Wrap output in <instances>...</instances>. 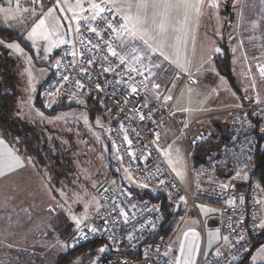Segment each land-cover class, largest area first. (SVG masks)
<instances>
[{"label":"built area","instance_id":"obj_1","mask_svg":"<svg viewBox=\"0 0 264 264\" xmlns=\"http://www.w3.org/2000/svg\"><path fill=\"white\" fill-rule=\"evenodd\" d=\"M0 2L10 5L8 0H0ZM96 2L101 3V6L107 9L106 1L97 0ZM29 4L31 3L27 0H19V5ZM11 5H16V0H12ZM88 7L89 5L85 4V8ZM106 15L114 17L115 26H119V14L111 11L106 12ZM81 17H87V19H80V32L76 31L77 24L74 25L70 42L59 47L57 56L60 65L43 83L40 95L50 98L56 105H78L80 103L77 101L86 98L97 102L100 108L104 105L105 132L110 137L111 145L116 152L117 148L119 149L117 156L123 157L119 160L124 169H127V173H131L139 183H147L148 190L152 194L162 192L174 200L184 196L186 204L183 220L187 217L189 210L196 207V203H206L221 209L224 215L223 228L229 242L228 248L218 251L219 255L216 253L208 260L201 255L197 264L243 263L255 248L256 240L261 232L259 228L254 230V221L258 222L264 215L260 210L262 204L256 203L257 200L264 199V192L256 188V183L242 186V182L237 180V172L241 174L246 171L254 174L258 169L259 159L264 157V131H261L264 129V111H262L264 100L252 97L249 104H241L226 113L223 123L229 125V137L224 139L218 147H208L209 152L205 162L195 163L192 166L195 182L192 188L188 189L167 163L159 143L161 132L157 126L162 122L164 127H168V120L174 117L173 104L154 98L152 105L145 106L148 91L152 90L154 93L156 91L152 88L151 80H144V77L126 72L125 68L129 66L128 63L117 67V59L111 56L104 44V40L112 39L114 36L107 24L103 23L100 18L92 21L90 11H85ZM90 23L91 26L97 27L103 40L88 30L86 25ZM81 39L85 42L91 40L99 47L88 51L81 44ZM112 46L117 49L118 41L113 40ZM73 50L77 53L75 57L71 55ZM81 52L84 53L83 57L80 56ZM105 57H107L106 60ZM89 58L92 60L91 64L87 62ZM259 65L264 66L261 62ZM109 67L116 70L105 72L104 68ZM82 68L86 69V72H81ZM164 74L167 73H160L159 79L153 80L159 83ZM170 74H167V84L162 86V81L160 82L162 88L159 91L164 96L166 89L174 80L175 75L171 77ZM64 75L69 76L67 83L61 79ZM121 78L129 83H135L139 90L138 94H132L127 89V84L117 83ZM77 80L84 84L82 93L76 88ZM141 80L148 85L147 90L137 83ZM186 82H197V79L193 73L192 79H189L186 74L184 83ZM96 84L100 85L102 91L96 89ZM60 85L63 87L60 88L59 93L55 96L48 95ZM73 92L77 95H73ZM138 109L144 112V120L139 119ZM149 109H151L150 115ZM157 112L161 114L160 117ZM177 120L184 121L182 117H178ZM156 132L159 133V141L154 142ZM125 134L132 141L131 147L123 139ZM201 136L205 137L203 131L198 137ZM202 141L197 142L201 144ZM129 152L135 154V160L130 159ZM249 156L252 157L251 160L248 159ZM144 157L147 159L145 160ZM221 169H224L223 172L220 171ZM229 171L231 175L227 177L226 173ZM158 180H164L165 183L159 184ZM224 185L228 187H223ZM121 190L126 193L130 192L131 198L122 195ZM101 196L102 205L96 212L95 219L87 223L89 228L96 227L100 231L95 234L89 232L87 240L78 242L72 237L69 246L75 243V247L70 246L74 249L98 241L102 246H107L109 251L103 255L102 259L94 261L91 259L94 253L90 254L81 264H172L179 259L180 253L176 249L175 242L182 223L168 238L162 235L153 236L154 229L162 225L165 219L155 203L141 198L129 185L113 188L106 184L101 191ZM233 198L236 203L230 205L228 201ZM241 198H243V203L240 202ZM113 201H115V207H113ZM132 205L136 207L133 208ZM121 207L129 213L127 222L122 216H118ZM149 221H152L154 226L149 224ZM141 225L144 227L142 228ZM239 233L243 234V240H238ZM129 234L134 237L132 240L127 238ZM165 253L168 254L165 255Z\"/></svg>","mask_w":264,"mask_h":264},{"label":"rangeland","instance_id":"obj_2","mask_svg":"<svg viewBox=\"0 0 264 264\" xmlns=\"http://www.w3.org/2000/svg\"><path fill=\"white\" fill-rule=\"evenodd\" d=\"M87 1L90 0H79L83 5L88 3ZM42 3L44 5L43 10L46 12L49 7L54 5L55 0H42ZM219 3V9H214L211 24L200 27L195 46L201 55L196 60V69L200 66L202 59L207 58L212 46L221 49L220 53L213 55L211 61V68L215 71L210 70L208 65H205L199 73L196 71L193 74L197 82H186L178 89L177 87L174 89L173 99L168 104H173L174 114L179 112L185 122H176V119L168 120V127L165 128L166 134L159 141L162 150L169 152L168 155L164 154L167 163L172 170L175 169V171L173 170L175 174L177 171L181 173L180 176L176 175L183 184L188 182L191 176L194 177L192 166L196 163L195 150L200 143L193 144V140H196L202 131L205 135V139L201 142L203 144L218 136L217 123L226 119V114H221L231 110L235 103L242 101L238 88L252 95L254 99L264 100V77L260 75L258 70L260 62L264 65V20L262 21L264 12L258 9L254 21H251L249 20L251 10L248 7V0H240L239 11L236 8L239 0H234L231 13L228 11V0H219ZM69 4L72 5L73 11L78 16H82L85 11H81L76 6L77 0H67V3L65 0H60V7L64 9V12L61 13L57 9L55 15L61 17L62 27L60 31L62 34L66 33L65 38L70 41L73 26L77 24V21L73 18V11H69ZM33 7L36 8L35 14L31 12ZM0 8L12 9L7 20L5 13L0 12V28H11L17 34L16 38L7 34L0 35V40H4L6 43L18 42L24 50L23 53H17L15 50L0 46V56L5 53L13 62L12 65L9 64L14 75L13 96L11 94L10 105L12 118L23 127L24 131L42 134L40 136L47 139L50 151L58 156L57 159L48 157V162L41 171V176H39L38 182L42 184L44 197L38 199L39 204L41 201L43 203L41 207H37L38 212L44 211L45 216L53 212L49 209H55L58 214L67 218L72 215L77 217L87 215V224L95 219L96 212L102 205L100 189L104 185L108 184L113 188L129 185L135 191L138 189L149 191L138 187L139 182L134 176L132 177L136 183L128 180V173L121 164L116 150L112 147L110 137L105 132L106 112L104 105L101 106L102 110L97 102L88 98L83 100L85 101L83 104L56 105L50 98L40 95L41 86L53 75L56 69L59 47L53 49L51 53H47L43 50L46 42L37 40L33 44L32 41L27 40V33L40 18L39 6L33 4L19 5V9H17V5L0 3ZM24 8H28L30 11L24 13L22 12ZM217 11L219 19L216 15ZM63 16H67L68 19L64 20ZM69 22L71 29H69ZM247 25H252L251 34L248 33ZM244 32L247 33L244 34ZM55 38L54 36L53 39ZM226 46L232 54L233 75L238 88L225 75H221L215 65L217 56L224 52ZM132 56L134 54L128 57V63L139 68L140 64L133 61ZM6 61L9 63L8 60L3 59L1 64L3 65ZM147 62V60L143 61V63ZM167 68L164 65L161 73L170 74L171 71L167 72ZM29 72L32 73V82L35 84L36 90L34 92L30 91ZM155 78L159 79L158 77ZM153 79L150 78L151 81ZM161 81L163 85L166 84L165 79L161 78L159 83ZM148 94L149 92L147 96ZM29 97H31V110L28 107ZM89 108L95 111L94 115H91ZM184 109H188V111H184ZM37 112H42L44 117L37 115ZM57 116H64L65 119L57 120ZM85 118H87V124ZM97 120H99V124H97ZM173 123L175 124L171 127ZM193 127L196 128L192 130ZM169 146H171L170 149ZM169 160L172 161L171 164ZM245 173L248 177L247 180L243 179ZM237 180L242 182V186L248 185L251 181L259 184L254 175L246 171L241 173ZM37 189L39 192V187ZM60 192L65 194L64 197L60 195ZM77 194L79 199H77ZM152 195L170 198V202H172V198L165 193L159 192ZM93 197L98 202L99 208L97 203L92 202ZM162 202L163 199L156 200L155 205L165 214L166 210L161 208ZM85 204L89 205L87 209H85ZM196 204L202 213L205 209H208L207 212L211 215L219 212V208L216 206L205 203ZM34 210L35 207L28 209V211ZM260 210L264 213V204ZM44 227L46 230H52L53 224L45 222ZM68 232L69 229L60 231V238L56 239V241L59 240V246L55 247L57 251H69L70 246H63L69 245L68 238L70 235ZM202 246L204 248V243ZM261 246H264V235L258 240L245 264H264V251L261 250ZM253 257H256L255 261ZM55 260V256L48 259L50 262Z\"/></svg>","mask_w":264,"mask_h":264},{"label":"snow or ice","instance_id":"obj_3","mask_svg":"<svg viewBox=\"0 0 264 264\" xmlns=\"http://www.w3.org/2000/svg\"><path fill=\"white\" fill-rule=\"evenodd\" d=\"M28 3H31L33 5H37L40 8V18L38 21L34 24V26L31 28V30L27 33V40L32 41L33 44L37 40H42L46 42V46L44 47V52L51 53L53 49L60 47L63 44L69 43L70 41L65 38L66 33H61L60 29L62 27L61 25V17L56 16L55 12L57 9L61 13L64 12V9L60 7V0H55V3L53 6L49 7L46 12H44V5L42 3V0H27ZM67 3V0H65ZM8 3L11 5L12 0H8ZM106 3L108 5L107 9L104 6H101V3L93 2L90 3L88 8H85L82 3L77 0V7L81 9V11H90L91 12V20L95 21L97 18H100L103 23L107 24L108 29L111 33L114 34L112 39L104 40V44L107 46V51L111 53V56L116 58L118 63L117 67L126 65L128 62V57L132 55V53H138V55L132 56V60L135 61L137 64H140V67H135L134 65H129L125 68V71L128 73H135L138 76L144 77V80L150 79V77H154L156 75V72L152 71L153 68L160 69L163 62H168L170 65H174L179 71L175 74L174 80L171 81L172 86L175 87V79H180L181 74H187L189 79H192V73L190 72V61L187 59V47L189 43V38L191 37L192 28L190 26V20L194 17L198 20V17L201 13V8L203 7L204 0H134V2H127L124 4H117L115 3V0H106ZM17 9H19V0H16ZM208 6L212 9L218 10L220 7L219 0H209ZM69 11H73L72 5H68ZM30 10L28 8H24L22 12L27 13ZM116 11L119 14V26L116 27L114 24V17H110L106 15V12ZM0 12L5 13V19L7 20L9 18V14L12 12L11 8H0ZM31 12L33 14L36 13V8L33 7L31 9ZM217 19H219L218 11L216 12ZM15 18V17H13ZM22 18V17H21ZM64 20H67V16L62 17ZM73 18L77 21L76 31L80 32V19H87V17H81L78 16L75 11H73ZM88 27V30L92 33H94L99 39L103 40V36L101 33L97 30V27L91 26V23L89 25H86ZM69 29H71V23L69 22ZM217 35H219V32H217ZM56 37L53 39V37ZM193 44L195 43V38L191 37ZM113 40L118 41L119 46L121 48H124V52H118L115 47L112 46ZM81 44L86 48V50L91 51L92 48L99 47L98 44H93L91 40L84 41L81 39ZM137 42L141 45V47L137 46ZM91 45V47H89ZM0 46L7 47L9 50H15L17 53H23V49L21 48L20 44L18 42H8L6 43L4 40H0ZM221 49L219 47L212 46L210 51L207 54L206 59H202V62L200 66L196 69V71L199 73L202 69H204L205 65H208V68L212 71H215L211 68V61L214 54L220 53ZM76 51L73 50L71 55L73 57L76 56ZM159 57H162L163 60L159 63H153L151 60V57L153 55H157ZM84 53L81 52L80 56L83 57ZM47 59V57H44ZM107 57H105V60ZM29 60L31 58L29 57ZM144 60H147V63H143ZM89 64L92 63L91 58L87 61ZM60 61L56 62V67H59ZM115 68H104L105 72H114ZM259 73L262 77H264V66L258 65ZM81 72H86V69H80ZM148 72L149 76H145L144 73ZM29 82H30V91L34 92L35 84L32 82V73L29 72ZM65 83L69 81V76L64 75L61 78ZM131 79H135V77H131ZM223 79V78H221ZM144 80L138 81L143 88L146 90L148 89V85L144 83ZM152 82V88L155 91L154 98L159 100L163 99L165 103L168 101H171L173 99L172 95H162V93L159 91L161 88V84L156 83L154 80ZM117 83H125L127 84V89L130 90L132 94H138V88L135 83H129L128 81L121 78L120 81H117ZM63 87V85H60V87H57L54 89V91L49 92V96H55L57 93L60 92V88ZM97 90H101V87L99 84L95 85ZM76 88L78 90L84 89V84L80 82V80L76 81ZM170 92V89H166ZM191 91V89H189ZM73 95H77L76 92H73ZM126 102V101H125ZM51 103V102H50ZM77 103L83 104L85 101L79 100ZM103 103V101H101ZM147 106V100L146 104ZM29 110L32 108L31 104V97H29L28 102ZM138 115L140 120L145 119V114L143 111H140L139 109ZM184 111H188V109H184ZM264 111V109H262ZM151 114V109H149V115ZM37 115L40 117H44V114L42 112H37ZM57 120L65 119L64 116H57ZM85 123L87 124V118H85ZM99 120H97V124H99ZM102 127V125H101ZM187 127V125H185ZM125 129V133H126ZM261 131H264V129H261ZM155 141H159V133H154ZM123 139L127 141V144L129 147H131L132 141L128 138V136L125 134ZM205 138L203 136L198 137L197 140H193V144H196L197 141H202ZM4 144V140L0 139V145ZM171 146H169L170 149ZM164 151L165 155H168V150H162ZM117 152H119V149L117 148ZM131 160H135V154L133 152L128 153ZM148 155L150 156L151 153L149 152ZM121 160L123 159L122 156L119 157ZM28 162L31 163V157H28ZM146 160L147 157H144ZM249 160L252 159L251 156L248 157ZM169 163L171 164L172 161L169 160ZM24 160L21 159L20 155H18L15 151L12 149H8L6 151H0V177L13 172L21 167H24ZM175 171V169H173ZM127 172V169H125ZM157 171H159V168H157ZM178 176L181 175L180 172H176ZM237 177H240V173L237 172ZM127 178L129 181L136 183V180L132 177L131 173H128ZM244 180H247V174L245 173L243 176ZM159 184H164V180H158ZM115 183V182H113ZM138 187L140 188H149V185L147 183H138ZM95 187V186H93ZM223 187H228L227 185H224ZM234 187V186H233ZM256 188L259 189L261 192H264V188H261L259 184L256 185ZM122 195H126L127 198H131L130 192H125L124 190H121ZM60 195L64 197V193L60 192ZM79 195L77 194V199H79ZM181 201L186 203V198L184 196H181L179 198ZM93 203H97V207L99 208V204L97 201H95V197L92 199ZM241 203H243V198H241ZM230 205H235L236 200L235 198L230 199L228 201ZM256 203L258 204H264V200H257ZM89 205L85 204V209H87ZM60 207H63V205H60ZM113 207H115V201H113ZM133 208H135V205H132ZM50 211H55V209H50ZM70 211V209H69ZM205 211H209L208 209H205ZM118 216H122L124 221H128L129 213L126 211L123 207H121L118 211ZM70 219L74 222V226L76 228V233L73 235L74 241H80V240H87L89 232L95 234L100 229H97L96 227H88L86 224V221L88 219L87 215H84L82 217H77L75 215H72ZM118 223V221H116ZM149 224H152L154 226V223L152 221H149ZM81 225H84V227H81ZM143 228L144 226L141 225ZM255 228H259L261 230H264V215L261 216L258 222L254 221V230ZM198 235V234H196ZM185 236H187V233H185ZM129 240H132L134 237L129 234L127 237ZM222 239L228 240V237H223ZM243 234H238V240H243ZM64 247H68L69 245H63ZM71 247H75V243L70 245ZM209 249H211V239L209 240ZM261 250L264 251V246H261ZM109 251L107 246H101L97 249L96 253H94L91 257V259L94 260H100L103 258V255ZM180 255L182 259H177L176 261L172 262V264H196V258L199 255V246L196 245L194 247L190 246L187 250V256H185V248L182 245L180 248ZM168 253H165L167 255ZM220 253L217 252V255ZM256 257H253V260L255 261Z\"/></svg>","mask_w":264,"mask_h":264},{"label":"crops","instance_id":"obj_4","mask_svg":"<svg viewBox=\"0 0 264 264\" xmlns=\"http://www.w3.org/2000/svg\"><path fill=\"white\" fill-rule=\"evenodd\" d=\"M233 1L234 0H228L229 13L232 12L231 10L234 5ZM87 2L88 3L86 4L90 5L93 0ZM127 2H134V0H115V3L117 4H124ZM208 4L209 0H204V4L201 8V13L198 17V20L194 17L190 20V26L192 28L191 37L195 38V43L193 44L190 37L187 47V59L190 61L191 65L189 70L193 74L196 72V60L201 56L198 53V49L195 48L197 37L199 35V29L202 25H210L213 20L214 9L210 8ZM239 6L240 0L239 4L237 3L236 6L238 11ZM248 7L251 10V17L249 18V20L254 21L258 9L264 12V0H248ZM233 19V21H235V18ZM263 20L264 19H262V21ZM251 27L252 25H247L249 34H251ZM10 30L13 29L10 28ZM246 33L247 32H244V34ZM6 34L7 33L0 35ZM137 46L141 47L139 42H137ZM117 50L118 52L125 51L124 48H121L119 46V43ZM132 54L138 55V53ZM151 60L153 63H159L163 60V58L159 57L157 54L153 55L151 57ZM164 65L168 67L167 72L171 71V77L179 71L174 65H170L168 62H163L160 69H152V71L156 72V75L150 78L156 79L155 77H159V74L162 72V67ZM145 74L149 76L148 72H146ZM185 76L186 74H181L180 79H175V87H173L171 83L170 87L168 88L170 89V92L167 90L165 92V96L169 94L173 95L174 89L176 87L178 89L181 85L184 84L183 79L185 78ZM163 79H165V83L167 84V74H164ZM148 92L149 94L147 96V104L152 105L154 100V92L152 90ZM247 94L250 95L249 93ZM251 97L253 96L251 95ZM169 102L170 101H168L167 103ZM241 104H243L242 101L239 103H235V106L232 109L239 107ZM228 111L222 113L221 115H225ZM157 114L158 117L161 116L159 112H157ZM173 116V119H176L175 121L179 122L177 120L178 117H181V115H179V112H175ZM175 123H173L171 127ZM165 128H167V126L164 127L162 122H160V124L157 126V129L161 132V138H163V136H165L166 134ZM195 128L196 127H193L192 130ZM0 139L4 140V144L0 145V151L12 149L18 155H20L25 164L24 167H21L0 177V264H41L42 262H45L42 264H47L46 262L53 264L54 262L48 261L49 258L55 256L57 259L59 255L65 253V251L60 252L55 249V247L59 246V240L56 241V239L60 238L61 230L63 231L65 229H69L68 233L70 236L68 238V243H70L71 238L76 233L74 222H72L70 217L67 218L64 215L62 216L56 211H53L52 213H49L45 216L44 211H41V213L38 212L37 207H41L43 205L42 201L40 204L38 203V199L39 197H44V193L42 192V184L41 182H38L39 176H41V171L36 167L35 161L32 156L21 153L11 144V142L7 141L1 136V129ZM28 157H31V163L28 162ZM194 182V177L191 176L189 181L184 185L188 189H191L194 185ZM38 187L40 190L39 192L37 191ZM140 191L144 192L142 190ZM160 199H163L162 205L166 207V213H171V216L169 217L171 220L167 225L162 224L156 227L152 233L153 236L162 235L168 238L171 236L173 230L177 226H179L180 223H182L179 233L176 237V249L179 251L181 246L183 245L185 248V256H187L188 248L190 246L194 247L198 245L199 255L196 258V264L201 255L205 260H208L218 251H222L228 248V240L226 241L222 239L226 236V234L223 228L224 215L220 208L219 212L211 215L207 211H204V213H202L201 209L198 208L196 204V207H192L189 210L187 217L183 220L186 203H184L183 201L182 203L181 200H174L173 198L172 202H170V198L167 199V197ZM162 205L161 208H163ZM13 206H15V209H13ZM31 207H35V210L28 211V209ZM166 220L167 219L165 217L164 221L166 222ZM45 222L52 223L53 229L46 230L44 227ZM185 233H187V236H185ZM208 239H211V249H209ZM203 243L204 248L202 246ZM101 246V243L98 242V244L88 254L90 255L95 253ZM179 259H182L181 255ZM83 261L84 259L82 258L78 260V263L76 261L74 264H80Z\"/></svg>","mask_w":264,"mask_h":264},{"label":"trees","instance_id":"obj_5","mask_svg":"<svg viewBox=\"0 0 264 264\" xmlns=\"http://www.w3.org/2000/svg\"><path fill=\"white\" fill-rule=\"evenodd\" d=\"M4 33H7V35H10L11 37H14V38L17 37V34L15 31L10 30V29L0 28V34H4ZM19 37L21 38V35H19ZM3 59L8 60L9 63L6 61L2 65L1 61ZM9 64L11 65L13 64L12 60L9 59L5 53L3 55L1 54L0 56V129H1V136L7 141L11 142V144L15 148H17V150H19L21 153L32 156L35 161L36 167L38 168V170L42 171L43 168L46 166V163L48 162V157L57 159L58 156L57 154H54L50 151L47 145V139H45V137L42 138L41 137L42 134H39L38 132L28 133L24 131L21 125L17 124L15 119L13 120L12 112L10 110V105H11V98L13 96L12 90L14 88L13 86L14 75L12 74V69L9 66ZM215 65L221 75H225L236 87H238L237 81L235 80V76L233 75L232 54L230 52V49H228L227 46L224 52L220 54L219 56H217ZM89 109L91 111L90 112L91 115H94L95 111L92 110L91 108ZM218 133L219 134L215 139H211L207 141V143L205 144L207 147H218L223 143L224 138L219 129H218ZM45 140H46V143H45ZM195 160H196L195 161L196 164L200 163L199 160L197 159ZM253 175L255 179L258 181L259 185L262 188H264V157L259 159L258 169L255 171ZM250 183H254V182L251 181ZM133 190L135 191L134 188ZM140 190L141 189L136 190L138 195L143 199H148V201L152 203H155V201L160 199L162 195L161 194L159 196H155V195H152V193L149 191L141 192ZM163 209L166 210V207L163 206ZM164 215L167 220L166 222L164 221L163 224L167 225L168 224L167 222L171 220L169 218L171 216V213H166ZM262 235H264V230H261V232L259 233V236L256 240V244L258 243V240H260ZM97 244H98V241L96 242L94 241L89 244L80 246L78 248L70 249L68 252H65L59 255L53 264H56V263L57 264H74L76 261L78 263L79 259H82V258L85 259L87 256H89L88 253L91 250H93V248ZM245 261L241 264H245ZM42 263H45V262H42ZM47 264H50V263L48 262Z\"/></svg>","mask_w":264,"mask_h":264},{"label":"water","instance_id":"obj_6","mask_svg":"<svg viewBox=\"0 0 264 264\" xmlns=\"http://www.w3.org/2000/svg\"><path fill=\"white\" fill-rule=\"evenodd\" d=\"M238 91H239V94L241 96L242 103L245 105L249 104L252 100L251 95H248L247 93H245L241 88H238ZM217 127L220 130L223 138L228 139V137H229V125L226 123L220 122L217 124ZM208 152H209V149L206 145L199 144L195 150V159L199 160L200 162H205L206 157L208 155ZM223 170L224 169H221L220 171L223 172ZM230 175H231L230 171L228 173H226L227 177ZM104 186L100 189V192L102 191Z\"/></svg>","mask_w":264,"mask_h":264},{"label":"clouds","instance_id":"obj_7","mask_svg":"<svg viewBox=\"0 0 264 264\" xmlns=\"http://www.w3.org/2000/svg\"><path fill=\"white\" fill-rule=\"evenodd\" d=\"M201 144H203V143H201ZM205 145V144H204Z\"/></svg>","mask_w":264,"mask_h":264}]
</instances>
